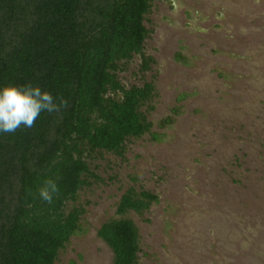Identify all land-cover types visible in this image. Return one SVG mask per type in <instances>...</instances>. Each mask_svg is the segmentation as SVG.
Here are the masks:
<instances>
[{"label":"rangeland","instance_id":"374dc122","mask_svg":"<svg viewBox=\"0 0 264 264\" xmlns=\"http://www.w3.org/2000/svg\"><path fill=\"white\" fill-rule=\"evenodd\" d=\"M152 33L120 79L155 85L143 111L150 134L124 157L90 161L81 231L55 264H113L101 226L132 220L138 264H264V0H152ZM159 197L143 215L118 216L130 189Z\"/></svg>","mask_w":264,"mask_h":264},{"label":"trees","instance_id":"16d2710c","mask_svg":"<svg viewBox=\"0 0 264 264\" xmlns=\"http://www.w3.org/2000/svg\"><path fill=\"white\" fill-rule=\"evenodd\" d=\"M152 0H0V85L31 84L50 92L58 111L30 128L0 134V264H55L81 231L79 193L101 181L95 155L124 157L126 144L150 134L143 108L155 85L126 87L120 74L136 55L141 73L154 64L143 52ZM65 101L66 104H61ZM51 181V199L40 192ZM159 197L130 188L118 216L143 215ZM113 264H138L139 230L129 219L98 231Z\"/></svg>","mask_w":264,"mask_h":264},{"label":"clouds","instance_id":"9594fccd","mask_svg":"<svg viewBox=\"0 0 264 264\" xmlns=\"http://www.w3.org/2000/svg\"><path fill=\"white\" fill-rule=\"evenodd\" d=\"M61 104L66 102L61 101ZM60 106L50 92L39 86L0 85V134L13 133L22 127L30 128L42 112L58 111ZM56 190L55 183L49 181L40 194L50 200Z\"/></svg>","mask_w":264,"mask_h":264}]
</instances>
